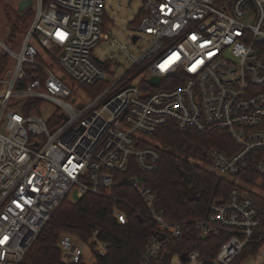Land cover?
<instances>
[{"label":"built area","instance_id":"1","mask_svg":"<svg viewBox=\"0 0 264 264\" xmlns=\"http://www.w3.org/2000/svg\"><path fill=\"white\" fill-rule=\"evenodd\" d=\"M34 9L19 52L0 42L9 60L0 77V264H20L71 195L108 196L114 187L141 198L157 226L142 264H161L187 224L167 220L152 190L122 175L132 164L144 174L157 170L161 153L149 143L170 125L227 134L237 149L211 151L209 170L235 187L194 223L198 236H228L212 264H231L246 250L264 264V209L255 199H264L257 194L264 191V0H143L125 44L105 0H37ZM103 46L119 56L98 58ZM85 86L102 88L92 95ZM43 104L56 109L49 121ZM114 215L127 223L124 213ZM94 245L104 253L96 239L59 241L67 264L95 256ZM177 256V264L208 263L198 251Z\"/></svg>","mask_w":264,"mask_h":264},{"label":"trees","instance_id":"2","mask_svg":"<svg viewBox=\"0 0 264 264\" xmlns=\"http://www.w3.org/2000/svg\"><path fill=\"white\" fill-rule=\"evenodd\" d=\"M32 6L18 13L21 26H12L7 35L11 45L24 30H28L34 17ZM8 61L7 57L0 56V77L5 75ZM85 87L92 95L102 88ZM150 142L149 145L161 153L157 170L144 174L132 164L122 176L141 179L155 195V208L159 213L171 222L187 224L184 236L170 242L166 249L168 254L185 255L198 251L207 264H212L228 236H198L194 223L204 217L211 204L226 200L235 187L233 181L209 170L211 151L220 149L234 154L236 146L227 134H206L192 129L180 131L173 125L160 129ZM185 180L197 193L198 200L188 199ZM256 180L258 177L253 176V181ZM255 199L264 209V199L257 196ZM116 209L126 215L125 225L115 217ZM156 231L157 226L146 216V209L136 191L130 187H114L108 191V196L90 194L76 201L66 199L20 264H67L59 248L63 235H71L84 242L96 239L105 243L103 254L96 251V245L93 246L95 264H142ZM249 255L250 250H246L231 264H243Z\"/></svg>","mask_w":264,"mask_h":264},{"label":"rangeland","instance_id":"3","mask_svg":"<svg viewBox=\"0 0 264 264\" xmlns=\"http://www.w3.org/2000/svg\"><path fill=\"white\" fill-rule=\"evenodd\" d=\"M23 0H0V42L7 44L12 47L11 42L7 39V35L11 31L12 26H21V22L18 19V13H20L18 6L19 3ZM33 6L35 8L37 0H32ZM143 7V0H105V10L108 17L114 21V32L121 40L122 44L126 42V36L130 33L129 29L131 27V23L137 18L139 11ZM27 29L23 31L22 35H20L12 44L14 47L12 49L15 52H19L20 46L24 40V35ZM141 43H138L137 46L129 45L131 50H136ZM1 47V46H0ZM41 55L44 57V62L47 65H52L53 70L56 74L64 76L65 74L60 70L58 66H56L51 58H48L44 51L40 50ZM96 56L100 59H109L113 56L118 57L119 51L118 48H110L109 46H103L96 51ZM124 58L120 59L122 65H124ZM12 62V60H11ZM14 64V62H12ZM54 64V65H53ZM123 69L117 72V75L121 74ZM66 85L69 86L78 96L83 92L80 85L75 83L72 78L68 77L65 80ZM84 97V95H83ZM56 112V109L49 104H43L41 106L40 114L45 117L47 121L51 119V116ZM259 196H264V191L262 189L257 191ZM69 200L76 201L77 197L73 194L70 196ZM178 256L174 255L172 258L171 264H177ZM96 257L90 255L85 264H95ZM243 264H256L253 258L247 259Z\"/></svg>","mask_w":264,"mask_h":264},{"label":"water","instance_id":"4","mask_svg":"<svg viewBox=\"0 0 264 264\" xmlns=\"http://www.w3.org/2000/svg\"><path fill=\"white\" fill-rule=\"evenodd\" d=\"M33 5V1L32 0H23L19 3L18 9L20 12H24L25 10H27L28 8H30ZM134 41H136V38L134 39ZM159 79L156 78L154 79V83H158ZM184 186L186 188V194L188 196V199L190 201H196L198 200V196L197 193L195 192V190L193 188H190L187 184V181L185 180L184 182ZM171 255L170 254H165V256L162 259V263L161 264H169V260H170ZM187 256L186 254L182 256V260H186Z\"/></svg>","mask_w":264,"mask_h":264}]
</instances>
